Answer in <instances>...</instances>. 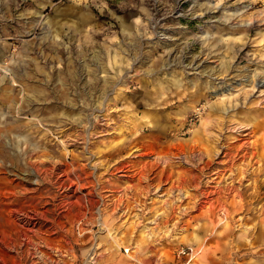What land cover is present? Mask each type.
I'll list each match as a JSON object with an SVG mask.
<instances>
[{"label":"rangeland","instance_id":"obj_1","mask_svg":"<svg viewBox=\"0 0 264 264\" xmlns=\"http://www.w3.org/2000/svg\"><path fill=\"white\" fill-rule=\"evenodd\" d=\"M263 80L262 0H0V264L264 258V175L215 140Z\"/></svg>","mask_w":264,"mask_h":264},{"label":"bare ground","instance_id":"obj_2","mask_svg":"<svg viewBox=\"0 0 264 264\" xmlns=\"http://www.w3.org/2000/svg\"><path fill=\"white\" fill-rule=\"evenodd\" d=\"M257 85H259V83L255 84L253 86V89H256ZM246 95H249V93H247ZM260 104H262V102L258 101L257 103H254V105L251 107H243L244 109H247V110L234 109V112H235L234 114H237V115H232L233 117H236V116L247 117L248 120L245 121L243 119H239L240 117L230 119L229 123L232 125L228 126V128H227V130H229V134L226 136L222 135L221 131H223V129H224V128H222V130L219 131L220 134L218 136H216V139H215L216 143L218 144L223 137L224 142L223 143L221 142L222 146L221 145H218V146L221 149L225 150V151H222L224 153V156H225L224 163L226 165H228L232 171H233L232 168H235V166L239 167L240 175H242V177L247 175L248 169L246 168V166L251 165L254 160H256V162L258 163L256 170L261 172V175H264V107ZM246 106H248V105H246ZM259 132H260V135L258 136V138L251 140V138L254 137L256 134H258ZM213 153L215 156L219 152L214 151ZM122 168H121V170H124ZM148 168H150V167H148ZM118 169L120 170L119 167L116 168L115 170H118ZM149 170L146 167L145 171L140 173L139 179H142V180L147 182L148 176H149V172H148ZM98 183L100 185V190H101L99 195L101 196V199L105 205L104 209L106 210L104 218L101 219V221H102L101 225H103L102 228H104L108 233V235L106 237V242L109 245L115 246V248L111 250L112 254H114L116 251H118V244L119 243H118V238L116 236H114L112 233L113 227L110 226V221H113L115 218H117V216H118L117 215L118 214V202L121 204L122 198H120V199L112 198L111 200L107 201V199L110 197V195H106L103 193L104 192L103 189H105L104 184H106V182L103 181V179L99 178ZM261 183H262V181H261ZM263 183H264V180H263ZM180 199H181V197L176 198L175 202L173 204H175L176 201H179ZM91 221H92V223L94 222L93 219H91ZM114 229H115V227H114ZM85 230H86V233L84 236L88 238L89 237L88 235L92 234L93 231L90 230V232H89V231H87V228L84 229V231ZM147 235L149 237L152 236L151 232H149ZM89 238L93 239L91 237H89ZM110 238L113 239L114 242H112V240ZM97 239L101 240L103 238L100 237ZM102 244H104V242ZM108 249L110 250V247Z\"/></svg>","mask_w":264,"mask_h":264},{"label":"crops","instance_id":"obj_3","mask_svg":"<svg viewBox=\"0 0 264 264\" xmlns=\"http://www.w3.org/2000/svg\"><path fill=\"white\" fill-rule=\"evenodd\" d=\"M203 252H204V249H202L195 258H193L192 260L188 262L187 261L183 262L185 261V259L178 256L177 260L178 262L179 261L180 262L179 263L177 262V264H264V258L262 257H256L254 259L240 257L237 260H234V262L230 263L231 259L228 256H223L218 260L215 259L213 262H210L209 260L203 259V254H204Z\"/></svg>","mask_w":264,"mask_h":264},{"label":"built area","instance_id":"obj_4","mask_svg":"<svg viewBox=\"0 0 264 264\" xmlns=\"http://www.w3.org/2000/svg\"><path fill=\"white\" fill-rule=\"evenodd\" d=\"M264 2V0H262ZM202 250L201 247L195 246V245H180L177 248V256L182 257L185 259L183 262H188L195 258L200 251Z\"/></svg>","mask_w":264,"mask_h":264}]
</instances>
